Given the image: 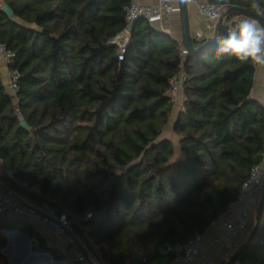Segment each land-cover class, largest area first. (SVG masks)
<instances>
[{
	"label": "trees",
	"instance_id": "1",
	"mask_svg": "<svg viewBox=\"0 0 264 264\" xmlns=\"http://www.w3.org/2000/svg\"><path fill=\"white\" fill-rule=\"evenodd\" d=\"M209 1L252 10L251 0ZM4 2L16 19L0 7V41L19 71L14 95L0 69V159L15 178L5 175L6 184L79 217L92 210L81 223L106 264H167L169 247L225 213L264 162V104L251 95L256 64L217 56L216 42L182 61V43L146 18L133 22L120 60L111 40L128 26L131 0ZM181 69L189 78L175 160L174 142L161 134ZM238 259L264 264V246L244 243Z\"/></svg>",
	"mask_w": 264,
	"mask_h": 264
},
{
	"label": "built area",
	"instance_id": "2",
	"mask_svg": "<svg viewBox=\"0 0 264 264\" xmlns=\"http://www.w3.org/2000/svg\"><path fill=\"white\" fill-rule=\"evenodd\" d=\"M199 12L209 21L217 22L221 18L224 12L227 10V5L224 3L213 2L209 0H193ZM178 10L176 4L172 0H165L164 2L153 5L140 0H131V4L127 9L129 24L138 18H146L151 23L155 24L158 21H162L168 16H171ZM247 18L243 15H236L231 18H225L224 28L226 33L230 30L235 23L241 19ZM128 24V25H129ZM131 31L128 26L122 30L116 37H122L123 42H116L119 46V59L124 58V52L126 50L127 43L130 38ZM189 51L185 45L181 46V60L183 61ZM15 52L8 50L6 45L0 41V62H3L9 69L8 71V83L7 89L11 94H16L18 91L17 81L19 79V71L11 68V64L15 58ZM189 75L181 69L175 74L171 81L170 97L171 102H177L179 94L183 91L185 82L188 80ZM14 178L4 167L2 160L0 159V221H14L23 220L27 223L42 222L51 225L55 232L65 237L68 241L69 247L63 251H58V255L63 257H55L51 254V260L49 264H106L100 255V262H98L91 254V251L87 245L90 243L91 238L88 236L85 227L81 221H87L92 218L93 211L88 210L82 217L72 213L69 209L62 206L58 201L51 200L55 205L49 201L39 203L31 199H27L24 196L17 194L12 188V192H7L2 184H6L4 176ZM10 187V186H8ZM245 190H264V167L262 165H256L251 170L250 178L244 182L243 191L230 203L228 210L219 215L211 224L201 233L195 234L191 239L185 243H177L171 245L169 249L174 253L173 258L167 264H197L195 262L199 251L200 245L203 241V237L208 230L215 226L219 220H224L226 214L233 208L238 206L246 197ZM60 209H59V208ZM246 215L247 210H243ZM227 235L225 238L216 237L215 241L225 245L231 242L238 236L240 231V224L234 220H227L225 223ZM79 227L80 232L76 229ZM82 234L85 238L86 249L80 248L77 244L75 237L78 239ZM252 244L264 246V211H262L261 218L259 220L258 227L255 232V236L252 239ZM84 244V243H83ZM85 247V246H83ZM38 255L41 252H37ZM54 258L58 260H54ZM44 264V262L42 263ZM240 264H249L246 262H240Z\"/></svg>",
	"mask_w": 264,
	"mask_h": 264
},
{
	"label": "crops",
	"instance_id": "3",
	"mask_svg": "<svg viewBox=\"0 0 264 264\" xmlns=\"http://www.w3.org/2000/svg\"><path fill=\"white\" fill-rule=\"evenodd\" d=\"M141 2L158 5L165 0H140ZM178 10L168 16L162 21H158L154 26L161 32L170 34L172 37L180 41L182 46L184 43V22L183 14L181 9L180 0H172ZM5 4L4 0H0V7ZM188 12H189V23L190 30L193 38L195 40H205L206 38L212 37L215 31L216 22L207 20L198 10L196 3L193 0H187ZM0 69L4 73V80L6 84L8 83V67L0 62ZM181 105L177 108L174 107L173 113L170 120L174 116V124L177 118V113L183 108L185 95L182 91L180 94ZM252 97L259 100L264 104V65L256 64V70L254 75V85L251 92ZM174 126V125H173ZM179 142H180V136ZM163 138H169L167 136ZM180 144V143H179ZM180 146V145H179ZM264 167V162L262 168ZM263 190H245L246 197L245 199L231 211L226 214L224 220H219L215 226H212L203 237V241L200 245L199 254L195 260L197 264H224L232 253L240 248L244 243H247L253 227H251L252 221H255V215L258 209V205L262 196ZM247 210L248 213L245 215L243 210ZM264 211V207H263ZM234 220L236 223L240 224V231L237 237H235L231 242L226 243L225 245L220 244L215 241L216 237L225 238L227 235V230L225 223L226 221ZM3 222H12L5 221ZM0 221V242L3 245L0 247V264H39L40 255L37 252H34L31 249V243L27 240L24 234L28 232L23 230V226L29 224L34 231L40 233L41 237L45 240V245L41 248L48 250L53 256V250L63 251L69 247L68 241L65 237L59 235L55 232L54 228L51 225L35 222L27 223L23 220L17 221L15 228H8L1 224ZM7 230H13L16 236L12 238ZM80 235V234H79ZM255 236V234H254ZM79 240L82 243L84 250H87V245L85 244V238L83 235L79 236ZM254 238V237H253ZM84 243V244H83ZM63 244L62 247L59 246ZM88 248V247H87ZM23 250L25 254H23ZM20 251V252H19ZM34 256L32 262L26 263V261ZM63 257V256H60ZM57 258V257H56ZM241 260L237 259L233 264H240ZM49 264V263H47Z\"/></svg>",
	"mask_w": 264,
	"mask_h": 264
},
{
	"label": "clouds",
	"instance_id": "4",
	"mask_svg": "<svg viewBox=\"0 0 264 264\" xmlns=\"http://www.w3.org/2000/svg\"><path fill=\"white\" fill-rule=\"evenodd\" d=\"M255 15L243 18L227 34L216 38V55L235 57L241 62L251 61L264 65V7L261 0H251Z\"/></svg>",
	"mask_w": 264,
	"mask_h": 264
},
{
	"label": "water",
	"instance_id": "5",
	"mask_svg": "<svg viewBox=\"0 0 264 264\" xmlns=\"http://www.w3.org/2000/svg\"><path fill=\"white\" fill-rule=\"evenodd\" d=\"M180 3H181V9H182V14H183V22H184L185 46L187 47L189 53H192V54L202 53L208 47H210L211 45H213L216 42V38L219 36L220 30H221V28L223 26L225 18H227L233 12L239 13L240 15H243L245 17H249L250 15H255V13L252 10L240 7L238 5H233V6L229 7V8H227V10L224 12L223 16L221 18H219V20L216 22L215 31H214L213 36L209 37V38H206L204 40V42L202 44H200L199 46H194V44H193L194 38H193V36L191 34V30H190L189 12H188L187 0H180ZM1 9L4 12H6L12 19H16V14L14 13L12 7L9 4H4L1 7ZM260 19L264 20V17H261ZM128 28L131 31L133 29V24H129ZM115 38L111 40L112 43H116ZM21 126L27 128V129L30 127L29 124L27 123V121H25V120H23L21 122ZM2 186L7 192H11L14 195H16L14 192H12L10 187L6 186L5 184H2ZM263 207H264V190H263V193H262L259 205H258V209H257L256 215H255V224H254L253 230L251 232V236H250V238H249L247 243H251L252 242V239L254 237V234H255L256 229H257L258 224H259V220H260L261 215H262ZM7 231L11 232V233H14L13 230H7ZM24 235L27 238V240L31 243V249L34 252H41L40 259H39V264H42L44 261L50 262L51 253L48 250H46L44 248H41L37 239L31 238L28 234H24ZM74 237H75V240H76L77 244L82 249L83 247H82L81 241L76 236H74ZM241 248H242V246L240 248H238L237 250H235L224 264H233L238 259V256H239ZM33 258H34V256L29 258L26 261V263L32 262Z\"/></svg>",
	"mask_w": 264,
	"mask_h": 264
},
{
	"label": "rangeland",
	"instance_id": "6",
	"mask_svg": "<svg viewBox=\"0 0 264 264\" xmlns=\"http://www.w3.org/2000/svg\"><path fill=\"white\" fill-rule=\"evenodd\" d=\"M248 18V17H247ZM1 72H2V75H3V77H5L4 76V73H3V71H2V69H1ZM5 81V80H4ZM6 82V81H5ZM181 105V100H180V95H179V98H178V100H177V102H175L174 103V107L175 108H177L178 106H180ZM172 115H174V113H172ZM171 115V116H172ZM21 119H22V117H20ZM174 116H173V118L171 119V120H169V122H168V124L164 127V129H163V132H162V134H161V138H163V137H165V136H167V137H169L173 142H174V146H175V150H176V156L174 157V159L175 160H177V159H179L181 156H182V154L180 153V146H179V135L174 131ZM8 176L6 177H4V181L8 184L9 183V180H8ZM17 193H19V190L17 189ZM19 195H21L22 196V194H20L19 193ZM25 197V196H24ZM27 199H29L28 197H26ZM33 201H35V200H33ZM254 224H255V221L253 222L252 221V224H251V227H254ZM85 230H86V228H85ZM2 245H3V243H2ZM62 245L63 244H60L59 246H61L62 247ZM87 245H88V247H89V249H90V251H91V254H92V256L98 261V262H100V258H99V256L101 255L100 254V252H99V250H98V246L93 242V240L91 239V241H90V243H87ZM20 252V251H19ZM23 254H25V251L23 250ZM100 254V255H99ZM54 260H58V259H56V258H54ZM45 262V261H44Z\"/></svg>",
	"mask_w": 264,
	"mask_h": 264
},
{
	"label": "bare ground",
	"instance_id": "7",
	"mask_svg": "<svg viewBox=\"0 0 264 264\" xmlns=\"http://www.w3.org/2000/svg\"><path fill=\"white\" fill-rule=\"evenodd\" d=\"M115 41H116V42H120V43H122V42H123V38L120 37V36H119V37H116V38H115ZM45 262H46V261H45ZM45 262H44V264H46ZM48 263H49V262H48Z\"/></svg>",
	"mask_w": 264,
	"mask_h": 264
}]
</instances>
